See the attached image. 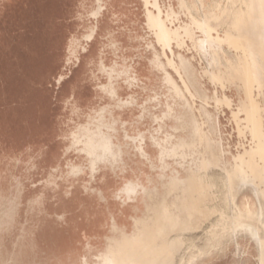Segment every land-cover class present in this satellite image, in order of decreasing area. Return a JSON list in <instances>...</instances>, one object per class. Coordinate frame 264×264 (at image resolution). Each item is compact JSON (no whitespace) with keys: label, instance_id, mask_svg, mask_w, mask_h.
I'll use <instances>...</instances> for the list:
<instances>
[{"label":"rangeland","instance_id":"374dc122","mask_svg":"<svg viewBox=\"0 0 264 264\" xmlns=\"http://www.w3.org/2000/svg\"><path fill=\"white\" fill-rule=\"evenodd\" d=\"M111 1L116 2V0ZM133 1L138 2V0ZM248 1L264 4V0ZM160 2L164 5L169 3L168 0H160ZM186 2L191 14L199 20L202 18L199 6L201 2L204 10L206 9V14L210 16L211 24L217 27L219 34L232 24L236 9L239 8V4L228 0H186ZM175 3L176 0L173 1L174 5ZM96 7V0H0V203L17 192L18 176L21 177L23 185L9 224L0 228V264H44L42 257L48 259L46 264H81L83 255H87L90 263L94 264V251L85 253L81 246L67 240L63 235L44 229L45 227L35 222V216L31 214L34 211L30 212L22 208L26 203L30 204V201L37 196L42 197L44 202L51 201L54 190L48 183V174L39 180L33 190L28 189L25 178H22L25 173L19 175L21 172L19 154L22 146L34 137L36 127L41 129V134L47 142L52 141V131L49 128L57 120V115L62 112V108L56 105L54 107L50 95L67 92L65 83H62L60 87L54 77L60 70L68 72L69 66H65L68 62L66 58L72 59L83 54L82 47L87 42L84 34L91 25L89 19L93 20L91 12ZM218 8H220L219 11H217ZM214 9H217L216 12ZM213 11L218 14L215 15ZM211 15L215 16L212 18ZM94 19L97 20V18ZM253 23L252 20V26ZM252 26L251 34L254 32ZM145 29V44H148L154 40V37L147 27ZM261 30L263 44L258 43L256 49L259 62L264 68V53L260 54L261 51L264 52V27ZM97 38L95 34L91 40L92 46L98 43ZM197 39L199 55L194 50H188L186 46L174 47V51L181 52L185 56L195 54L194 63L189 58H182L183 72L181 73H184L185 79H188L197 95L203 98L204 92L200 81L197 80L196 61L201 57L202 66L208 65L209 62H217L223 69L220 74L225 79H235L234 76L240 75V57L236 50L213 40L209 41L211 54L207 58L203 57L205 47L199 32H197ZM71 42L76 49L73 56L69 54L68 49ZM155 47V49H148L144 46L141 52L148 57H154L155 52L162 54L160 46L155 44ZM92 54L91 50L85 51L82 57L89 58L93 56ZM160 58L166 59L163 55ZM174 59L179 62L176 56ZM167 68L182 84L178 72ZM164 85L166 86L164 88L168 89L166 82ZM207 86L213 89L212 85L207 84ZM231 89L232 91L226 92L233 94L237 92L235 86ZM173 103L176 106L181 104L177 99ZM200 103L201 101H196L197 106ZM204 106L211 112L215 111L214 103ZM204 106L201 103L200 110L213 137H217L213 116ZM181 107L179 116L182 124L180 125L185 128L187 140L192 141L197 136L199 123L187 102H184ZM224 111L225 115L220 117L223 142L226 149L235 153L237 137L234 133L231 137L229 136L232 133V123L228 119V111L226 109ZM171 121L176 120L171 119ZM213 137L209 135L205 139L207 166L198 171L197 180L200 181L201 189L196 195L197 200L191 205L194 213L201 218V223H187L186 227L178 232L184 240L183 244L174 245L172 249H168L157 240L155 230L159 226L158 223L152 218L145 219L140 225H134L132 231H125L124 237L116 247L107 249L105 264H125L134 258L137 262H132L133 264H160L167 258L172 260L173 264H259L260 253L256 242L231 225L234 218L241 221L251 220L246 214V209H255V195L250 187L239 189L238 185L236 193L232 194L233 201L228 198L230 196L226 186L227 176L220 161L221 145L219 140ZM226 157L229 158V155ZM66 184L67 182L64 186ZM127 198L130 201L138 199L137 196L131 198L128 195ZM232 207L233 210H231ZM240 212L245 214L242 215ZM261 235L264 237V227H261ZM38 237L45 241L42 253L37 252L36 242L33 243V253H26L28 249L24 240Z\"/></svg>","mask_w":264,"mask_h":264},{"label":"bare ground","instance_id":"6f19581e","mask_svg":"<svg viewBox=\"0 0 264 264\" xmlns=\"http://www.w3.org/2000/svg\"><path fill=\"white\" fill-rule=\"evenodd\" d=\"M129 1L116 0V2H112L111 0H105L104 2L103 0H96L97 7L93 9L91 16L98 18L105 7L109 8L113 5L121 7ZM172 1L175 0H168L169 3L164 5L161 4L160 0H139L143 4L145 25L154 37L153 41L148 42L146 48L155 49V44L160 46L162 54L155 52L156 62L161 55L166 57V64H161L159 68L165 71V82L168 84L167 93L165 94L168 108L163 114L153 115L152 121L157 122L161 126L165 121L171 119L182 124L179 113H175L176 109L173 107V101L175 99L179 100L180 106L187 102L192 107L199 123L197 136L194 140L188 141L185 136L184 126H181L183 135H178L180 131L178 127H173V131H168L165 140L153 135L152 138L155 139L156 147L159 150L157 156L159 161L157 163L152 162V167L157 168L159 171L156 179H148L145 183H139L134 180L126 181L118 189L117 194L123 200H128L127 195L131 198L137 196L138 199H142L145 209L141 215L134 218L135 225H140L143 220L152 218L159 225L155 230L158 241L162 242L168 249H172L174 245H182L184 240L178 235V232L183 230L187 223H201V218L194 213L191 205L197 200L196 195L201 189L200 181L197 180L198 171L205 169L207 166L205 139L209 135L212 137L214 135L206 124V119L200 110V104L202 103L204 106L214 103V112L208 110L206 106L204 107L212 114L216 124L217 137L213 138H217L221 145L220 161L221 167L227 176L226 186H228V196H230L228 198L233 201L232 194L236 193L238 185L239 189L250 187L256 198L255 209L251 210L246 207V214L251 220L241 221L234 218L231 225L242 233L249 235L251 240L256 242L260 253L259 264H264V237L261 235V227H264V109L259 101V85L254 72L253 56L243 43L238 42L236 37L224 33L219 34L217 28L211 24L210 16L206 14V9L204 10L201 2L199 6L202 18L199 20L191 14L186 0H176V5L172 4ZM219 9H214V11H219ZM209 13L211 14V12ZM215 15H211V17ZM126 17H129L128 14H126ZM124 22L125 24L129 23L127 18H125ZM100 24L101 26L98 27V24L93 23L89 31L84 34V39L91 41L98 28L101 32L107 30L106 18ZM197 32L201 34L204 42L205 52L203 57L207 58L211 54L209 51L210 40L228 45L236 50L240 57V75L238 76L239 78L237 77L239 80L236 82H232L231 78L225 79L220 74L223 69L218 66L217 62H209L208 65L202 66L201 57L196 61L197 80L201 83L204 92L203 98L197 95L188 79H185L184 73H181L183 72L182 58H189L194 63L196 60L195 54L185 56L181 52L175 53L174 51V47L183 48L186 46L188 50H194L199 55L196 39ZM107 37L111 47H118L120 39H117L115 34L109 33ZM97 39V42H99L100 38L98 37ZM68 49L69 54L73 56L76 51L73 42L69 44ZM82 49L85 50V46ZM125 52L128 53L131 50H126ZM127 56L124 54V57ZM175 56L179 62L175 61ZM167 67L178 72L182 84L173 77ZM103 69L107 71L109 80L108 83L100 84L99 87L114 99V103L100 107L87 115L86 120L79 123L76 129L71 131V142L66 148V152L73 149L79 154L86 155L87 168L90 170L91 180L97 181L96 185L92 186L91 189L93 192L98 193H100V188L98 189L97 186L107 188L105 185L101 186L98 180L95 179V175L103 168L102 165L109 164L110 168L116 169L122 164L123 147L115 141L121 130L124 131L126 138L137 143L135 146L136 152L149 160L146 136L142 133L138 135L130 134L125 127L133 122L131 117L124 119L123 116L115 113L117 109L132 107L136 101L133 94L126 98H121L117 94L115 80L122 74L127 75L129 67H124L120 71L113 66L109 68L104 66ZM62 78L63 76L59 75L57 81L59 82ZM136 79L134 76H128L126 81L133 85ZM238 82L240 83L239 85L237 84ZM207 84L212 85L213 89H210ZM232 86H235L237 92L235 94L227 93L226 91H232ZM152 100L159 102L160 95H157ZM197 100L201 101L199 106L196 104ZM225 109L228 111V119L232 123V133L229 136L231 137L234 133L237 137L235 153H231L226 149L223 142L220 117L225 115ZM146 111L147 107L144 106L140 118L147 115ZM174 139H178L177 143L173 141L172 145L166 144ZM227 147L230 148L229 145ZM227 155H229V158L226 157ZM30 160L26 161L30 164L28 169L36 168V163L33 161L30 163ZM83 169L84 166L75 164L70 160L67 161L66 170L61 164H56L49 170L48 183L54 191L62 190L67 192L70 185L73 184L71 183L73 181L72 178L79 175ZM65 182L67 184L64 186ZM128 184H130L129 187ZM17 186V192L10 197H6L5 201L0 203V228L9 224V220L15 212L16 204L23 190L21 177L19 176ZM59 200H62V198ZM36 202H44V200L40 196L34 197L30 201V205H34ZM237 209L239 212L238 206ZM231 210H233V207ZM240 213L242 215L245 214L243 212ZM110 232L111 234L106 236L103 248L95 250L93 246V251L95 252L94 264H105V252L107 249L116 247L125 235V230L115 223L110 226ZM80 261L81 264H91L87 255H83ZM132 262L135 263L137 260L135 258L130 259L125 264H133ZM160 264H173V261L167 258L161 261Z\"/></svg>","mask_w":264,"mask_h":264},{"label":"crops","instance_id":"0c3cea01","mask_svg":"<svg viewBox=\"0 0 264 264\" xmlns=\"http://www.w3.org/2000/svg\"><path fill=\"white\" fill-rule=\"evenodd\" d=\"M228 1L239 4V8L236 9V16L232 24L223 33L236 37L238 42L243 43L251 52L254 72L259 85V101L264 109V68L259 62L256 49L258 43L263 44L261 29L264 27V4L261 2L253 3L248 0ZM126 14L129 17H126ZM105 18L107 30L101 32L98 28L95 32L100 41L95 46H92L90 40L84 45L86 49L82 55L85 54V51L90 52L91 50L93 56L87 58L80 54L79 57L66 58L65 60L69 62L65 64V66H69L68 72H66L67 70H60L54 77L55 82L60 87L62 83H65L67 92L66 94L50 95L54 107L56 105V107L62 108V114L58 113L57 120L49 128L52 131V141L47 142L41 134V129L36 127L34 128L36 129L34 137L22 146L19 154V160L21 159L19 161L21 168L19 175L25 173L22 178H25L29 190H33L39 180L46 177L50 168L56 164H61L65 170L68 160L84 166L82 172L72 178L71 183L73 184L70 185L67 192L53 191L54 195L51 201L36 202L34 205L26 203L22 208L34 211L31 214H34L35 222L38 225L51 230L53 233L63 235L67 240L81 246L85 253H92L93 246L95 250L103 248L106 236L111 234L110 226L113 223L125 231H132L135 225L134 218L141 215L145 209L141 198L131 201L123 200L117 191L129 180L145 183L148 179H156L159 171L152 167V162L157 163L159 161L157 157L159 150L152 136L165 140L167 132L173 131V127H178L180 130L178 135H183L182 125L177 121L168 120L162 126L152 121L153 115L163 114L168 108L167 96H165L167 89L164 88L166 87L164 85L165 72L158 70L161 64H166V59L160 58L158 61L161 63L156 62L155 57L145 56L141 52L144 46L147 47L144 36L146 31L145 15L141 2L135 3L130 0L121 7H115V5L109 8L105 7L97 18L99 21L94 18L93 20L89 19L90 27L93 23L100 27V23H103ZM125 18L129 23L125 24ZM251 26L254 28L253 34H251ZM109 33L115 34L117 39H120L118 43L121 46H119L120 44L115 48L110 46L107 37ZM126 50H131V52L126 53ZM263 53V51L260 52L261 55ZM124 54L131 56L124 57ZM104 66L107 68L116 67L118 71L123 70L124 67H129L127 75L122 74L115 80L117 94L121 98L133 94L136 101L132 107L117 109L115 113L123 116L124 119L131 117L133 122L125 127L130 134L142 133L146 136L149 160L136 152L137 143L126 138L124 131L121 130L115 141L123 147L122 164L116 169L110 168L109 164L102 165L103 168L95 175V179L101 186L105 185L107 188L97 186L98 189L100 188V193H98L91 189L97 181L91 180L86 155L79 154L73 149L66 152V148L71 142V131L75 130L79 123L84 122L87 115L100 107L114 103V99L99 87L100 84H106L109 80L107 71L103 69ZM60 74L63 75V78L58 82L57 77ZM128 76L137 78L135 84L130 85L126 81ZM237 77L238 75L234 76L235 79H231L232 82L238 81ZM157 95H160V101H151ZM144 106L147 107V115L140 118ZM173 107L176 109V114L181 113L182 107L180 105H173ZM177 140H171L166 144L172 145L173 141L177 143ZM28 159H31L30 163L35 162L37 167L28 169L30 165L26 162ZM60 198L64 200H59ZM72 198L75 199L71 200ZM24 241L27 243L28 251L26 253L28 254L33 253L34 242L37 243V252L42 253V248L45 247V241L39 237ZM41 259L42 263L46 264L48 259L46 257Z\"/></svg>","mask_w":264,"mask_h":264},{"label":"flooded vegetation","instance_id":"af4514ba","mask_svg":"<svg viewBox=\"0 0 264 264\" xmlns=\"http://www.w3.org/2000/svg\"><path fill=\"white\" fill-rule=\"evenodd\" d=\"M138 2H139V0H138ZM142 4V3H141ZM142 6H143V4H142Z\"/></svg>","mask_w":264,"mask_h":264}]
</instances>
